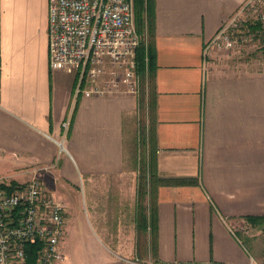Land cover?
<instances>
[{
  "label": "crops",
  "instance_id": "obj_1",
  "mask_svg": "<svg viewBox=\"0 0 264 264\" xmlns=\"http://www.w3.org/2000/svg\"><path fill=\"white\" fill-rule=\"evenodd\" d=\"M247 1L155 0V168L195 180L157 187L160 264L254 260L234 225L264 215V70L226 72L205 59L206 43ZM141 110L134 92L76 93L73 74L50 68L48 0H0V175L12 183L51 168L63 192L38 177L64 204L70 187L83 188L103 248L82 264L151 258L149 227L138 248V183L127 166ZM59 249L67 258L66 238Z\"/></svg>",
  "mask_w": 264,
  "mask_h": 264
},
{
  "label": "built area",
  "instance_id": "obj_2",
  "mask_svg": "<svg viewBox=\"0 0 264 264\" xmlns=\"http://www.w3.org/2000/svg\"><path fill=\"white\" fill-rule=\"evenodd\" d=\"M232 20L206 48L231 45ZM139 43L133 0H48L49 66L73 74L76 93L135 92ZM68 125L62 123L65 131ZM64 234L65 207L38 176L13 184L0 175V264H26L25 246L35 240L41 242L38 264H58L64 258L59 249Z\"/></svg>",
  "mask_w": 264,
  "mask_h": 264
},
{
  "label": "rangeland",
  "instance_id": "obj_3",
  "mask_svg": "<svg viewBox=\"0 0 264 264\" xmlns=\"http://www.w3.org/2000/svg\"><path fill=\"white\" fill-rule=\"evenodd\" d=\"M227 34L231 45L226 46L222 42H218V44L211 45L209 48L205 47L206 62L226 72L230 70L238 72L264 70V0H250V3L229 23ZM122 76L119 75L118 77L122 79ZM140 86L141 78L139 76L135 80L136 91L134 92L138 97L141 94ZM144 86L148 89L146 80ZM121 87L123 89L125 85L123 84ZM147 114L148 110H145L144 114L141 110V116L138 119L133 136L134 139H131L128 146L127 166L132 169L131 171L137 179L145 149L142 129L143 123L148 121ZM60 143L63 145L62 139ZM146 145L148 146L147 141ZM37 168H28L24 173L27 176L19 177L15 181L25 183L33 176H39L50 191L55 193L64 191L58 179L55 178V172L50 170L51 168L46 172ZM69 190L71 196L69 200L67 197L65 204L62 199L55 195V198L65 206V224L67 220L69 226L67 236L62 237V239L66 238L68 256L62 260L63 264H82L88 251L94 249L99 251L102 250L103 246L100 244L99 237L92 226V219L88 214L86 195L83 188L81 187L75 191L74 188L71 189L70 187ZM103 208L100 205L99 209ZM100 224L103 223L100 222ZM234 232L239 236L248 253L253 256L254 260L251 264H264V223H251L243 220L238 225H234ZM111 234L116 235L115 229L111 230ZM142 259L143 261L140 262L142 264H154L151 262L152 259L147 258V256Z\"/></svg>",
  "mask_w": 264,
  "mask_h": 264
},
{
  "label": "trees",
  "instance_id": "obj_4",
  "mask_svg": "<svg viewBox=\"0 0 264 264\" xmlns=\"http://www.w3.org/2000/svg\"><path fill=\"white\" fill-rule=\"evenodd\" d=\"M134 5V22L137 33L140 36V43L136 50V69L137 75L141 78L139 103L142 110H148V128L143 125L142 137L145 143L143 159L140 165L139 176L137 179L138 189V248L141 242L145 244V233L147 228H150L153 242L150 245L151 262L160 264V259L157 255V245L154 239L155 235V203L156 190L159 185H179L191 184L195 180L183 178H162L158 176L155 168V144H154V129L153 121L155 117V0H133ZM260 25V24H259ZM145 80L148 82V89L145 88ZM140 81V80H139ZM74 115V111H73ZM69 135V130L67 131ZM146 141L148 146L146 145ZM13 184H18L12 181ZM148 200L149 214L147 215L146 206L144 203ZM145 209V211H144ZM245 221L254 223H264V215H247L244 216ZM41 249V242L35 240L27 243L25 246L26 264H38V252Z\"/></svg>",
  "mask_w": 264,
  "mask_h": 264
}]
</instances>
